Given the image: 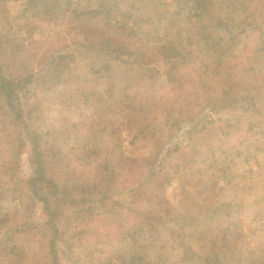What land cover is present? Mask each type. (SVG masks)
<instances>
[{
  "label": "rangeland",
  "instance_id": "1",
  "mask_svg": "<svg viewBox=\"0 0 264 264\" xmlns=\"http://www.w3.org/2000/svg\"><path fill=\"white\" fill-rule=\"evenodd\" d=\"M215 1L238 21L250 17L260 23L264 13V0ZM118 4L121 12L109 22L0 4V63L10 76L29 81L23 86L37 111L30 128L41 134L56 175L86 201L69 226L61 227L60 264H131L135 257H143L139 264H201L212 249L223 264H264V94L257 113L214 114V123L191 138L173 132L166 113L193 104L194 93L184 96L165 83L153 84L127 64L101 72L81 50L85 25L116 33L108 25L118 20L130 31L138 19L175 11L173 0H112L109 6ZM253 39L254 34L242 35L237 53L245 56ZM57 54L70 57L47 91L42 69ZM179 96L188 101L175 104ZM113 133L124 152L115 148ZM155 140L165 144L156 162ZM18 148L0 141V235L15 231L11 239L24 254H9L12 243L4 236L0 264H50L40 206L20 188L11 191L15 181L8 166ZM20 167L28 177L27 155Z\"/></svg>",
  "mask_w": 264,
  "mask_h": 264
},
{
  "label": "trees",
  "instance_id": "2",
  "mask_svg": "<svg viewBox=\"0 0 264 264\" xmlns=\"http://www.w3.org/2000/svg\"><path fill=\"white\" fill-rule=\"evenodd\" d=\"M111 2L112 0H0V4L21 3L26 6L27 12L34 14L59 9L66 14L70 13L77 21L86 18L108 22L113 20V14L121 12V4L113 8L109 6ZM215 2L173 0L175 11L160 14L157 18L148 16L146 19H138L136 23L133 22L130 31L118 20L114 22V26L108 25L116 33L108 32V27L99 24H94L95 27L85 25L87 29L84 30V39L80 43L81 50L85 56L100 65L101 72L111 73L113 64H127L130 70L151 78L153 84L165 83L184 96L194 93L193 104H188L186 108L182 106L181 109L175 105L166 113V120L173 125V132L183 131L191 138L203 133L214 123V114L224 111L229 114L250 111L257 113V101L264 94V13L259 16L260 23L254 19L251 21L250 17L238 21L224 13L225 10ZM247 8L244 5L243 12ZM245 34H254V39L250 47L246 45L244 51L247 52L243 56L242 50L237 53L240 45L237 40ZM69 57L57 54L42 69L41 86L45 90H51L53 84L59 82L62 77L61 67ZM27 82L10 76L0 63V141L13 148L19 146L16 157L8 166L11 181H15L11 191L20 188L35 207L40 206L47 230L44 232L49 237L44 258L50 260V264H60L57 241L61 235V227L69 226L71 215L78 214L82 210L79 208L86 201H82L80 193L75 194L72 183L56 175L44 151L41 134L30 128L29 119L37 111L28 98V90H25L24 86L29 84L28 80ZM184 96L182 99L179 96L175 104L188 101ZM187 108L193 112L191 115L186 113ZM18 126L20 131L15 134ZM154 134L139 131L140 136L150 137L155 136ZM111 137L118 152H124V144L116 133ZM155 142L151 149L154 162L159 159L165 146L157 140ZM7 148L10 150L9 145ZM23 155H27L28 159V177L20 167ZM70 210L69 216L67 213ZM5 220L1 222L5 224ZM15 233L7 231L0 238H8ZM6 242L12 243L9 254L16 257L24 254L13 243L11 236ZM218 252L212 249L206 253L201 264H223ZM143 261V257H135L131 264Z\"/></svg>",
  "mask_w": 264,
  "mask_h": 264
}]
</instances>
